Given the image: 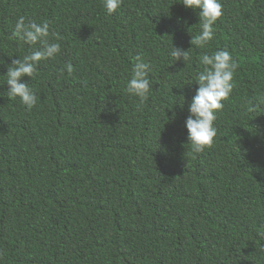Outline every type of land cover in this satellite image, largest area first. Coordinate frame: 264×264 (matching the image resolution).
Here are the masks:
<instances>
[{"label":"trees","instance_id":"trees-1","mask_svg":"<svg viewBox=\"0 0 264 264\" xmlns=\"http://www.w3.org/2000/svg\"><path fill=\"white\" fill-rule=\"evenodd\" d=\"M218 2L214 39L192 48L200 12L183 0H122L111 15L105 0H0V264H264V0ZM21 18L62 38L21 80L31 111L7 94L13 60L39 49L14 37ZM223 50L235 87L194 156L200 60ZM138 55L142 107L126 91Z\"/></svg>","mask_w":264,"mask_h":264},{"label":"clouds","instance_id":"clouds-1","mask_svg":"<svg viewBox=\"0 0 264 264\" xmlns=\"http://www.w3.org/2000/svg\"><path fill=\"white\" fill-rule=\"evenodd\" d=\"M122 0H105V6L109 15L114 14L121 7ZM183 6L187 9L199 10L201 20V33L190 41L192 48H205L214 39V25L223 17V5L218 0H183ZM14 37L21 42L36 46L39 49L25 56L23 59L13 60L7 73L8 98H19L29 111L36 107L37 96L33 93L29 84L21 83L24 77L34 80L38 76V66L42 61L55 59L61 52L59 43H51L54 38L59 41L62 38L51 31L49 22L41 24L26 22L25 18L18 20ZM172 56L175 61L183 60L185 65L191 60L190 50L173 47ZM200 63L203 71L199 74L197 84L198 92L190 105V117L186 121L188 139L192 154H202L206 149L214 146L217 130L214 127L218 111H223L224 101L230 99L234 90L235 73L239 64L235 62L227 50L218 51L213 55H203ZM150 65L144 62V57H135V65L132 76L127 84V94L138 97L141 107L147 103L149 93L152 91L148 78ZM69 75L74 73V67L67 65ZM0 258L3 253L0 252Z\"/></svg>","mask_w":264,"mask_h":264}]
</instances>
